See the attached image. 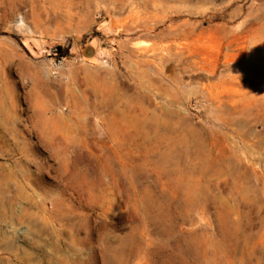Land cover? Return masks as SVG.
Returning <instances> with one entry per match:
<instances>
[{"label":"rangeland","instance_id":"374dc122","mask_svg":"<svg viewBox=\"0 0 264 264\" xmlns=\"http://www.w3.org/2000/svg\"><path fill=\"white\" fill-rule=\"evenodd\" d=\"M0 264H264V0H0Z\"/></svg>","mask_w":264,"mask_h":264},{"label":"trees","instance_id":"16d2710c","mask_svg":"<svg viewBox=\"0 0 264 264\" xmlns=\"http://www.w3.org/2000/svg\"><path fill=\"white\" fill-rule=\"evenodd\" d=\"M59 49L61 50V47H59Z\"/></svg>","mask_w":264,"mask_h":264},{"label":"bare ground","instance_id":"6f19581e","mask_svg":"<svg viewBox=\"0 0 264 264\" xmlns=\"http://www.w3.org/2000/svg\"><path fill=\"white\" fill-rule=\"evenodd\" d=\"M200 38V37H199Z\"/></svg>","mask_w":264,"mask_h":264}]
</instances>
